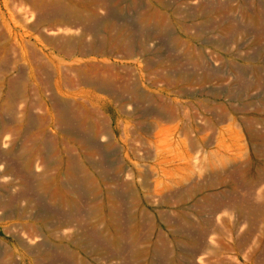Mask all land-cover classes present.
Returning <instances> with one entry per match:
<instances>
[{
	"label": "rangeland",
	"instance_id": "1",
	"mask_svg": "<svg viewBox=\"0 0 264 264\" xmlns=\"http://www.w3.org/2000/svg\"><path fill=\"white\" fill-rule=\"evenodd\" d=\"M69 121L96 122V142H73ZM134 151L141 168L162 160L157 174L177 152L235 154L236 188L214 191L251 199L252 221L225 207L195 235L242 260L250 234L251 264H264V0H0V264L120 262L68 239L91 223L67 181L124 174Z\"/></svg>",
	"mask_w": 264,
	"mask_h": 264
},
{
	"label": "crops",
	"instance_id": "2",
	"mask_svg": "<svg viewBox=\"0 0 264 264\" xmlns=\"http://www.w3.org/2000/svg\"><path fill=\"white\" fill-rule=\"evenodd\" d=\"M153 114L159 118L158 114ZM102 122L107 128L105 116ZM95 124L84 121L82 126H74L69 121L67 134L73 142L93 144L100 135ZM186 138L195 143L205 139L203 135ZM126 155L133 168L124 174L116 168L108 170L107 179H103V173L84 168L76 170L74 177L67 181L68 188L75 194V203L90 202L85 218L91 223L90 232L83 235L69 232L68 239L73 240V246H76V240L89 239V243L85 242L89 244L86 247L93 248V252L100 249L109 257L120 258V262L115 264H251L250 234L238 242V246H244L243 253H239L242 260L230 253L229 248H224L228 251L224 253L213 248L204 250L202 246L206 242L195 235L197 229H204V224L216 221L212 215H219L225 207L234 211L238 209L243 212L245 222L250 224L252 221L251 199H226L214 191L221 181L227 182L229 189L236 188L235 154L231 160L221 164L215 151L207 154L206 161L198 151L177 152L171 155L169 169L165 167L162 174L155 173L162 164L158 157L152 159V163L143 164L147 171L140 167L143 158L136 151ZM223 163L232 167L233 172L220 173L219 167L224 166ZM143 175L146 176L144 185ZM150 177L152 184L147 183ZM90 182L94 187L92 194L89 191ZM157 223L164 224L163 228H158ZM56 237L54 234L51 236ZM176 244L179 246L176 247ZM51 245L62 246L55 242L48 246ZM52 251L55 255L54 248ZM125 252L132 254L130 262H124ZM54 255L51 262H55ZM72 255L75 258L74 252Z\"/></svg>",
	"mask_w": 264,
	"mask_h": 264
},
{
	"label": "bare ground",
	"instance_id": "3",
	"mask_svg": "<svg viewBox=\"0 0 264 264\" xmlns=\"http://www.w3.org/2000/svg\"><path fill=\"white\" fill-rule=\"evenodd\" d=\"M81 54H86L87 51H84V50H80ZM3 132V131H2ZM2 135V134H1Z\"/></svg>",
	"mask_w": 264,
	"mask_h": 264
}]
</instances>
